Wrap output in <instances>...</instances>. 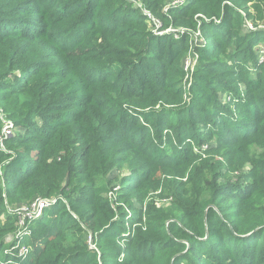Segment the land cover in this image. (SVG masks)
<instances>
[{"label":"trees","instance_id":"trees-1","mask_svg":"<svg viewBox=\"0 0 264 264\" xmlns=\"http://www.w3.org/2000/svg\"><path fill=\"white\" fill-rule=\"evenodd\" d=\"M140 1L162 27L203 29L186 89L190 34L144 32L145 18L131 15L127 0H0V109L18 130L0 149V212L6 202L58 197L32 225L33 250L20 264H264V152L244 184L220 185L223 161L215 158L234 127L220 93L244 114V138L251 122L264 123L255 105L264 102V77L252 89V79L218 56L257 40L231 21L254 0H185L166 13L165 0ZM204 138L216 142L207 151L213 163L204 159L207 178L192 146ZM122 168L132 175L111 198L95 181ZM189 168L190 187L182 180ZM157 188L171 197L167 214L143 206L145 191ZM6 220L0 255L17 225L16 216Z\"/></svg>","mask_w":264,"mask_h":264},{"label":"rangeland","instance_id":"rangeland-1","mask_svg":"<svg viewBox=\"0 0 264 264\" xmlns=\"http://www.w3.org/2000/svg\"><path fill=\"white\" fill-rule=\"evenodd\" d=\"M130 7L133 9V13L131 15H143L145 18V26H144V32L150 31L152 34L156 36H161L163 34H169L174 39L178 40L180 38V34L182 33H189V48L187 52L185 53V56L182 59V69L185 71L184 76V84L183 87L186 89L187 84H190L193 81V73L195 71L196 66V52L194 51L195 45L201 40H203L205 37V33L201 27H199L197 30H192L186 27L174 25L171 21L166 26V28L161 26L159 29L155 30V21L151 20L149 18V15L151 17L156 18V22L159 21L160 23H163L160 16L157 14H154L150 12L148 9H146L143 5V3L140 0H127ZM185 0H165L164 4V12H167L168 8L171 7H178L183 5ZM175 5V6H174ZM213 21L218 25L221 21V18H214L212 17ZM231 21H234V26H232V29H237L238 31L243 32L244 34L248 35V39H253L254 35L258 34L257 40L253 44V46L250 48V50H247L244 46H241V44L235 46L231 45L229 49L226 50V54L224 55V52H220L218 56H221L220 59L227 61L229 65H226V68H233L236 67L235 73L240 74L243 79H247L248 77L252 79V86L253 84L260 81L262 77H264V0H254L252 2H246L244 3V6L237 8V14L233 16V19ZM164 25V24H163ZM213 27V28H212ZM211 29H208L211 33L219 32L216 27L212 26ZM141 29V28H136ZM16 43L15 41L13 44ZM1 46V45H0ZM4 47L5 51L8 50L9 46L8 44L2 45ZM248 51V52H247ZM28 63V62H27ZM25 63V64H27ZM186 64L188 65V68L185 69ZM21 64H17L14 68V70L20 66ZM232 66V67H231ZM0 67H3V60L0 56ZM243 67L244 69L240 70L239 68ZM19 71L16 70V73ZM187 81V82H186ZM253 91V90H252ZM241 96H244L247 93V90L244 88L239 92ZM255 96L260 97V99H263V94H259V92H253ZM220 100L223 102L225 106H229L230 112H232V116L234 119V127H226V134H228L229 140L228 144L226 146H223L221 148V153H224V156H216L215 158L219 161H223L221 165L218 166L217 171L221 173V176L218 178V182L220 185L224 183H239L244 184L248 181H250L249 178H247V174L250 173V170L252 169L251 163L255 159H260L264 152V123H261L259 120H255L254 122H251V131L253 134L251 136H248L246 138L241 135L242 129L239 124L244 123L243 117L244 114H238V111H241L238 109V107L234 106L233 104H229L230 101V94L220 93L219 94ZM264 102L255 104L257 107V112L260 113V115H263L264 112ZM236 111V114L234 112ZM228 114V113H227ZM0 120L2 121L4 127H9L11 129V120L6 117V115L2 112V109H0ZM56 115H60V113H56ZM34 118L36 116L34 115ZM207 130V126L204 128ZM233 129V131L231 130ZM237 129V130H235ZM14 130V134L11 136H15L18 134V130ZM2 131V130H1ZM242 136V137H241ZM205 139V138H204ZM193 142V141H192ZM209 145H212L215 147L216 142L211 140L208 141L207 139L204 140V144L201 148H196L195 145H192L194 148V153L197 154V158L195 160L196 164L201 167V176L203 178L210 177L209 176V167L203 165L205 163L204 159H210V163H213V155L211 156L208 154V148ZM3 148L2 142H0V149ZM214 158V160H215ZM217 163V162H215ZM3 167V166H2ZM2 167H0V185L3 186L5 180L3 177V170ZM163 173V172H162ZM190 168L186 171L185 176L182 178V180L186 181L188 186L190 187ZM128 175H132V172H128L127 169L122 168L121 171L113 169L105 178L99 177L95 184L102 187H108V190L106 191L107 195L111 196L112 198L117 195L120 189L121 179ZM110 180V184H107V181ZM199 183V185H201ZM204 184H202L203 186ZM192 189H190L191 191ZM164 188L160 189H154L150 191H145L144 194V203L143 206L146 207L148 203H153L156 206H163L161 207L163 209V212L165 214L172 211V200L171 197L164 196ZM142 193V191H141ZM143 194V193H142ZM5 195V194H4ZM201 199L208 197V192H204L200 194ZM53 198V197H51ZM7 201V200H6ZM28 200L24 199L20 203H13L10 204L6 202V211L0 212V225L2 222H6L7 216H11V218L15 217L18 205L22 206L25 203H27ZM160 203L164 204L161 205ZM135 205H139L138 202H135ZM131 213V212H127ZM43 217V215L34 221H38ZM129 229L127 228L126 234L129 233ZM131 233L132 230H131ZM15 232H11L7 234L4 241L7 244L6 247L3 249L4 252L1 253L0 259L3 260V264H20L22 260L26 259V256H20L19 255V247L20 246H28L27 242V234H23L19 244L12 248L13 246V235ZM26 236V237H25ZM25 237V238H24ZM122 246V245H121ZM124 247V244L123 246ZM10 250V251H9ZM6 254V256H5ZM30 255V253H29ZM28 255V256H29ZM123 254L120 255L122 257ZM10 261V262H9Z\"/></svg>","mask_w":264,"mask_h":264},{"label":"built area","instance_id":"built-area-1","mask_svg":"<svg viewBox=\"0 0 264 264\" xmlns=\"http://www.w3.org/2000/svg\"><path fill=\"white\" fill-rule=\"evenodd\" d=\"M175 6V5H174ZM149 18L153 21H155V30L159 29L161 27V23L159 21L156 22V18L151 17L149 15ZM188 68V65L186 64L185 69ZM14 134L13 125L11 124V129L9 127L2 128L1 136H0V142H3V139L11 137ZM111 197V196H110ZM112 198V197H111ZM60 199H62L60 197ZM58 200V197H53L49 199H43V198H36L33 201H29L25 203L24 205L17 208L16 217H17V225L15 229V234L13 235V246H17L23 236V234H27L26 236H29L31 234V227L35 223V219L41 217L44 214V211L50 207ZM25 236V237H26ZM24 237V238H25ZM33 250V247L28 245L26 246H20L19 247V255L20 256H28L29 253ZM10 251V250H9ZM10 262V261H9ZM0 264H3V260L0 259Z\"/></svg>","mask_w":264,"mask_h":264}]
</instances>
